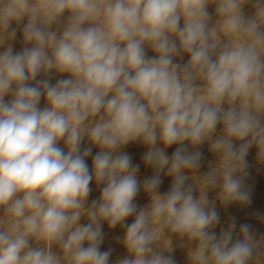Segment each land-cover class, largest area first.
I'll return each mask as SVG.
<instances>
[{"label": "clouds", "instance_id": "1", "mask_svg": "<svg viewBox=\"0 0 264 264\" xmlns=\"http://www.w3.org/2000/svg\"><path fill=\"white\" fill-rule=\"evenodd\" d=\"M253 149L264 0H0V264H264Z\"/></svg>", "mask_w": 264, "mask_h": 264}, {"label": "rangeland", "instance_id": "2", "mask_svg": "<svg viewBox=\"0 0 264 264\" xmlns=\"http://www.w3.org/2000/svg\"><path fill=\"white\" fill-rule=\"evenodd\" d=\"M247 10V9H246ZM19 48V42H17V49ZM173 149H170L169 152H171ZM95 151V150H94ZM127 151H129L132 155L135 161L139 162L140 155L143 149L139 147L138 145H132L129 146ZM205 156L207 160L212 161L214 160V157L211 156L210 153L207 151V146L205 145L204 148ZM249 163L251 165L250 167V176L248 179V183L251 186L252 189V203L248 207H239V206H231L227 213L221 208L220 212L222 215L223 220H227L228 216H235L237 218V221L239 223H250L253 227L254 231H257L258 234H264V223H261L257 217L256 214L260 213L264 215V167H261L255 162V150H250L249 157H248ZM90 163V160H89ZM206 164L204 168H202V171H206ZM150 172L146 171L143 166L141 168V176L149 175ZM169 184V181H165L162 190H165ZM98 195V193L94 192L93 197ZM138 201L140 204H144L147 202L146 197H144L143 194H141L138 197ZM219 229H217L218 231ZM108 244H106L102 247H107ZM117 252L121 255L123 254V249L117 248ZM176 258L180 262V264H184V254L182 251L177 250L176 252ZM115 258V257H114Z\"/></svg>", "mask_w": 264, "mask_h": 264}]
</instances>
